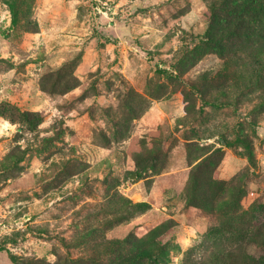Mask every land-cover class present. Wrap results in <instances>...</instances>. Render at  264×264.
Masks as SVG:
<instances>
[{
	"label": "rangeland",
	"instance_id": "374dc122",
	"mask_svg": "<svg viewBox=\"0 0 264 264\" xmlns=\"http://www.w3.org/2000/svg\"><path fill=\"white\" fill-rule=\"evenodd\" d=\"M212 2L0 0V264L264 257V41L205 46Z\"/></svg>",
	"mask_w": 264,
	"mask_h": 264
},
{
	"label": "trees",
	"instance_id": "16d2710c",
	"mask_svg": "<svg viewBox=\"0 0 264 264\" xmlns=\"http://www.w3.org/2000/svg\"><path fill=\"white\" fill-rule=\"evenodd\" d=\"M210 14L208 19V27L204 31L202 35H204V43L205 46L211 47L212 45H216V48L220 51V54L222 57L225 58L224 54L227 50L226 43L230 42L234 44L235 46L239 42L240 39H246L248 42L251 40H263L264 41V0H213V2L209 6ZM255 48L247 50H235V53H240L245 56H251L253 53V50ZM247 51V52H246ZM262 70H257L258 75L254 76L250 79V83L246 81V86L252 87L254 85V88L257 90L264 89V68L261 66L259 62H257ZM228 67V64H226V68ZM159 72L167 74L169 77H174L175 74L173 72H170L167 69H161L159 68ZM223 151L219 149H216L213 151L210 155L205 157L197 166L196 168H201L203 164L205 163H221L222 161V155ZM213 178V177H212ZM195 174L193 173L191 182L197 181L198 177L195 179ZM194 180V181H193ZM190 182V184H191ZM197 183L193 184V187L195 189V186ZM188 187V193H186L187 197L186 199H190V193H192V190ZM233 190V189H231ZM233 194L235 197L237 194H239L238 197L240 198L246 195V190L242 186H236V189L234 190ZM124 201H127V203L133 208H144L145 203H137L133 204L130 201L126 200L125 198H121ZM199 203H195L192 205L199 206ZM222 204V202L220 203ZM225 204V203H224ZM229 204V205H227ZM223 211H225L223 214H219V221L221 226L225 227V229L228 227L231 228L234 217V209L237 207H240L239 202L231 201L230 203H227ZM250 209L257 210L259 214H263L264 212V201L259 202L256 201L254 204L251 205ZM232 213V214H231ZM246 212H242V214H245ZM256 217V216H255ZM230 221V222H229ZM246 232L249 231V236L247 238L246 243L250 244H259L262 239H264L261 236V233L259 231H255L250 228H245ZM251 230V231H250ZM219 231V232H218ZM223 230H217L216 234L219 235V233H222ZM235 231V230H234ZM232 231V233L234 232ZM238 236H246L245 231L242 233H239ZM221 239H223L222 236H220ZM228 238V237H227ZM244 238H242L244 240ZM128 243V242H126ZM223 249L222 244L218 246ZM115 252L117 251L118 256L122 257L125 255V243L123 244H117L115 243ZM108 250H111L112 247H108ZM114 249V248H113ZM111 250L107 253V256L113 255L114 250ZM162 249V247H160ZM3 250V248H0V251ZM140 253L137 256H129L125 259L129 260H120L116 262L115 264H131L129 262L131 261H142L143 259H153L155 257L154 251H146ZM242 255H239L237 252H229L226 254L223 253H217L214 258H211V262L205 261L201 264H236L237 260H254V263L256 262L260 264H264V257L255 258L248 255H243V251L241 252ZM134 257V258H132ZM256 261V262H255ZM134 263V262H133ZM239 264H249L248 261L242 262Z\"/></svg>",
	"mask_w": 264,
	"mask_h": 264
}]
</instances>
